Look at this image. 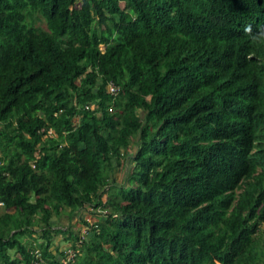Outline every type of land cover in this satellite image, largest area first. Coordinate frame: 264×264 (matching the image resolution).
I'll return each instance as SVG.
<instances>
[{
	"label": "trees",
	"instance_id": "obj_1",
	"mask_svg": "<svg viewBox=\"0 0 264 264\" xmlns=\"http://www.w3.org/2000/svg\"><path fill=\"white\" fill-rule=\"evenodd\" d=\"M260 25L264 0H0V264H264Z\"/></svg>",
	"mask_w": 264,
	"mask_h": 264
},
{
	"label": "rangeland",
	"instance_id": "obj_2",
	"mask_svg": "<svg viewBox=\"0 0 264 264\" xmlns=\"http://www.w3.org/2000/svg\"><path fill=\"white\" fill-rule=\"evenodd\" d=\"M128 167L129 162L127 161V158H125L124 161L121 162V164H114L111 170V175L113 176L114 180L123 181L125 179V174ZM92 209L94 211H98L97 208L87 205L79 206L71 213L61 211L57 215L52 214L50 216V221L52 222L51 226L55 227L57 225H65L67 223H70L72 228L76 229V227H78L83 232V228H85V223L82 221V218L91 221L95 216V213L94 211H92ZM53 245H56V247H64V245H66V240L61 238L60 233L54 232L51 236V242L49 246L53 248ZM67 249L69 250L68 254H70V248Z\"/></svg>",
	"mask_w": 264,
	"mask_h": 264
},
{
	"label": "built area",
	"instance_id": "obj_3",
	"mask_svg": "<svg viewBox=\"0 0 264 264\" xmlns=\"http://www.w3.org/2000/svg\"><path fill=\"white\" fill-rule=\"evenodd\" d=\"M106 87L109 91H114L117 86L111 80H109L106 82ZM1 204H2V199L0 198V205ZM43 264H47V263L44 262Z\"/></svg>",
	"mask_w": 264,
	"mask_h": 264
},
{
	"label": "clouds",
	"instance_id": "obj_4",
	"mask_svg": "<svg viewBox=\"0 0 264 264\" xmlns=\"http://www.w3.org/2000/svg\"><path fill=\"white\" fill-rule=\"evenodd\" d=\"M258 29H259V31H260V34H261V35H264V25H260V26H258ZM245 32L250 34V33L252 32V26H251V25L246 26V28H245ZM48 130H49V129H48Z\"/></svg>",
	"mask_w": 264,
	"mask_h": 264
}]
</instances>
